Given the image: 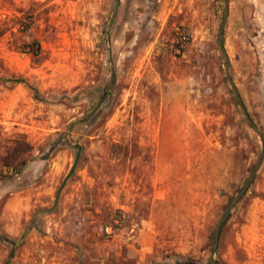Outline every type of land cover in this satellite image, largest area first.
<instances>
[{
    "label": "rangeland",
    "instance_id": "obj_1",
    "mask_svg": "<svg viewBox=\"0 0 264 264\" xmlns=\"http://www.w3.org/2000/svg\"><path fill=\"white\" fill-rule=\"evenodd\" d=\"M227 2V71L264 136V0ZM222 16L223 0H0V264H209L263 149ZM213 260L264 264V158Z\"/></svg>",
    "mask_w": 264,
    "mask_h": 264
},
{
    "label": "water",
    "instance_id": "obj_2",
    "mask_svg": "<svg viewBox=\"0 0 264 264\" xmlns=\"http://www.w3.org/2000/svg\"><path fill=\"white\" fill-rule=\"evenodd\" d=\"M227 11H228V2L227 0H223V16L221 19V23L217 32V46H218V50L221 53L224 62H225V78L230 86V89L232 91V94L235 98V101L246 121V123L252 128L254 129L257 134L260 136L262 142H263V149L260 153L259 158L257 159L256 163L254 164L253 168L250 170L247 178L245 179V181L243 182L242 186L239 188V190L236 192V194L230 199V201L228 202L226 208L224 209L223 213L221 214L220 218L218 219L214 231H213V235H212V244H211V248H210V252H209V256H208V262L209 264H218L216 261L213 260V256L215 253V249H216V245H217V241H218V237H219V232H220V228L223 224V222L225 221L226 217L228 216L233 204L241 197V195L246 191L247 187L249 186V184L251 183L256 171L258 170L259 166L261 165V162L264 158V136L261 134V132L256 128V126L252 123V121L250 120L244 105L242 104V101L240 100L237 91L232 83V80L228 74L227 68H228V61H227V57L226 54L223 50L222 47V42H221V35H222V31L224 28V24L226 22L227 19Z\"/></svg>",
    "mask_w": 264,
    "mask_h": 264
},
{
    "label": "built area",
    "instance_id": "obj_3",
    "mask_svg": "<svg viewBox=\"0 0 264 264\" xmlns=\"http://www.w3.org/2000/svg\"><path fill=\"white\" fill-rule=\"evenodd\" d=\"M104 232L107 233V234H109V233L111 232V231H110V228L105 227V228H104Z\"/></svg>",
    "mask_w": 264,
    "mask_h": 264
},
{
    "label": "trees",
    "instance_id": "obj_4",
    "mask_svg": "<svg viewBox=\"0 0 264 264\" xmlns=\"http://www.w3.org/2000/svg\"><path fill=\"white\" fill-rule=\"evenodd\" d=\"M13 82H18V80H12ZM0 240H4V241H7L5 238H3L2 236H0ZM11 254H9V257H10ZM6 264V263H5Z\"/></svg>",
    "mask_w": 264,
    "mask_h": 264
}]
</instances>
